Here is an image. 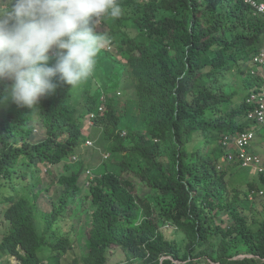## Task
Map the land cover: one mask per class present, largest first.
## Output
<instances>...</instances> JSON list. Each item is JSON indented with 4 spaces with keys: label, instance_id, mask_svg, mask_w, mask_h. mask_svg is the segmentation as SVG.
<instances>
[{
    "label": "trees",
    "instance_id": "trees-1",
    "mask_svg": "<svg viewBox=\"0 0 264 264\" xmlns=\"http://www.w3.org/2000/svg\"><path fill=\"white\" fill-rule=\"evenodd\" d=\"M118 2L123 18L108 20L104 29L123 60L112 53V66L99 63L88 85L80 88L79 109L65 97L71 96L69 86L58 80L55 94L42 98L38 109H0V189L6 191L0 205L10 223L0 255L18 264H42L46 234L64 215L74 214L73 200L83 190L90 201L82 208L90 214L86 248L82 261L73 264H108L114 247L132 254V264H264V212L257 219L250 201L264 187V165L260 162L261 171L255 173L262 187L254 183L256 176L243 178L244 188L228 179L231 170L241 169L248 177L252 170L242 167L245 159L228 138L254 127L247 122L251 106L246 99L263 84L251 70L254 55L264 48V14L244 0ZM243 70L244 87L231 84L228 75L240 76ZM126 78L135 93L121 102L118 93L128 88ZM9 93L10 81H0V99ZM237 96L242 105L230 107ZM91 114L114 142L110 156L88 188L80 180L90 167L85 158L79 168L69 166V175L60 179L61 201L43 215L45 234H39L35 202L41 190L31 197L27 187L19 186L31 183L43 167L78 154L87 140L82 127ZM124 118L129 129L123 137ZM36 129L42 130L36 134ZM254 130L264 136V126ZM252 142L248 158L258 157ZM234 159L238 162H230ZM224 212L242 227H215V218ZM245 212L259 227H248L241 218ZM172 227L186 236L183 254L167 237Z\"/></svg>",
    "mask_w": 264,
    "mask_h": 264
},
{
    "label": "clouds",
    "instance_id": "clouds-1",
    "mask_svg": "<svg viewBox=\"0 0 264 264\" xmlns=\"http://www.w3.org/2000/svg\"><path fill=\"white\" fill-rule=\"evenodd\" d=\"M244 1L257 13L264 14V2ZM123 16L124 8L118 0H0V81H10L11 100L18 107L34 111L42 98L55 94L57 80L73 89L91 79L100 50L105 46L110 51L117 50L104 29L105 22ZM252 65V75L263 81L259 88L249 91L246 99L251 106L247 122L254 127L228 138L238 147L235 150L245 159L242 164L245 167L260 164L256 156L250 155L252 160H248V145L240 147L237 139L247 134L251 141L256 135L254 128L264 126L259 121V113L264 112V48L254 55ZM130 89L132 96L133 84ZM104 108H99L101 116ZM89 116L97 118L95 114ZM126 133L123 131L122 136ZM86 142L92 145L88 139ZM75 156H71V162L77 159ZM52 167H44V171ZM90 175L88 170L87 179L83 180L87 188L97 176Z\"/></svg>",
    "mask_w": 264,
    "mask_h": 264
},
{
    "label": "rangeland",
    "instance_id": "rangeland-1",
    "mask_svg": "<svg viewBox=\"0 0 264 264\" xmlns=\"http://www.w3.org/2000/svg\"><path fill=\"white\" fill-rule=\"evenodd\" d=\"M106 35L105 33H102ZM117 50L110 51L106 46L102 48L97 56V65H100L99 63L103 62L107 66H112V53L116 55L120 59V52L117 45H115ZM104 50L110 51L111 53L108 55L107 52ZM104 51V52H103ZM119 52V53H118ZM123 60L122 58L120 59ZM247 71L243 70V73L239 75H235L233 73H230L228 75V80L231 82V84L244 87V77L246 76ZM95 73L90 77L91 79L94 77ZM125 86L128 87L126 91L121 93V102H124V100L127 97L131 96V89L129 87V81L126 78L124 80ZM81 85V86H80ZM77 87L71 89L69 86V92L71 96H65L66 98L70 97L69 104L76 108L75 110L80 108V101L82 98L80 88L88 85L85 82L81 83ZM245 94V93H244ZM235 99V100H234ZM232 100V106L230 107H238L242 105V100L240 96L235 97ZM1 100V99H0ZM16 106V104L11 100V95L7 96V98H4L0 101V109L7 113L12 107ZM21 108V107H19ZM77 112V111H76ZM4 116V115H3ZM5 117V116H4ZM123 130L129 129V123L127 119H123L122 125ZM42 130V129H41ZM40 129H36V134L41 131ZM82 133L85 135L92 143V145L87 144V142L84 145H81L79 147V152L76 154V160H72V162L69 160L67 162L62 161L59 164L53 166L51 169H48V172L44 171V167L41 171L36 172L35 178L32 179L31 183L26 184L24 186H19L21 190H24L26 187L27 189L25 192H27L31 197L34 196V193L37 192V190H41V194L39 197V200H36V207H35V223L38 229L39 234H45L44 233V221H43V215L45 213H50L53 209V204H58L61 201V196L63 195V189L61 184V178L68 176V171L70 170L69 166H72L74 168H79L81 165V158H85L86 163L90 164L89 169H86L82 175L81 183H83V180L85 176L87 175V171L89 170L91 172L90 177H94L96 175L100 176V171L102 170V163L110 156V149L114 142H111L107 139L103 132V126L96 124L95 120L91 119L90 116L86 118V121L83 124L82 127ZM240 133V132H237ZM41 137L44 136L41 132ZM262 133L256 132V135L253 139L256 152L258 153L259 161L264 165V136L261 135ZM233 139V138H232ZM254 151L252 148L250 152ZM223 161V158L221 159ZM220 161V162H221ZM232 163L238 162V159L230 160ZM230 166V164H227L226 167ZM233 166V165H231ZM225 165H223V168H226ZM246 168L244 165L242 166ZM248 167H251L252 170L247 173L249 174V177L246 175V173H243L241 169L238 170H231L234 175L232 177H228L229 182L231 185L236 186L238 188L242 187L244 188L246 184L243 182V178L249 179L251 181L255 180L254 183L257 184V186H261V183L257 182L258 177L260 175H256V171H261L260 165L253 166L248 165ZM243 168V169H244ZM72 170V169H71ZM256 173V174H255ZM134 176V175H132ZM252 176H256L255 179L250 178ZM261 177V176H260ZM87 178H85L86 180ZM134 181H136L134 179ZM242 183V184H239ZM38 184V185H35ZM260 187V188H261ZM229 189V188H228ZM262 190L254 191L256 195H252L251 200L255 204V209L253 210L252 214L257 218H259L258 212H264V187L261 188ZM20 190V191H21ZM141 190L143 192L147 191V188L145 185L141 186ZM253 191H251L252 193ZM6 194V191L1 188L0 189V199L3 198V196ZM233 194V190H232ZM87 193L82 190L81 194L76 198L74 202V214L71 216L64 215L61 219V221H58L55 223L54 227L52 228L51 232L46 234V238L48 241V246L42 249V253L40 255V258L42 260V264H73V260L77 259L80 262L82 261V255L85 252V246H86V227H85V221L90 218L89 212L85 213L82 211L84 203L90 204V201L87 199ZM260 199V202H258ZM249 200H242V203L244 206L247 204L251 205V202ZM5 205H0V243L2 242L4 236L9 233L10 231V223L4 219V212ZM73 206V205H72ZM2 211V212H1ZM89 214V215H88ZM251 213L245 212L241 214V218L246 219L247 225L249 228L251 227H259V223L255 225L253 223V220L251 219ZM219 217V218H218ZM217 218H215V227H223L228 228L230 225L233 226H239L242 227L239 223V221L236 224V221L234 218H229L227 213H221ZM261 220V219H260ZM259 220V221H260ZM167 237L170 241H175L177 246L180 247L181 253H184L183 248L187 245L188 241L186 239V236L179 232L176 229L168 228L167 230ZM242 237L238 238L242 239ZM220 241V239H219ZM212 242L218 243V240L216 238H213ZM55 245H65L62 249H58L56 251H53ZM248 255V254H247ZM245 254H242L240 258L245 257ZM250 257H253L252 255H248ZM132 254L118 248L114 247L109 249L108 253V264H132ZM18 264V260L14 257H11L10 255H0V264ZM136 264H140L137 262Z\"/></svg>",
    "mask_w": 264,
    "mask_h": 264
},
{
    "label": "built area",
    "instance_id": "built-area-1",
    "mask_svg": "<svg viewBox=\"0 0 264 264\" xmlns=\"http://www.w3.org/2000/svg\"><path fill=\"white\" fill-rule=\"evenodd\" d=\"M259 121L260 122H264V112H260L259 113ZM248 140H249L248 135L247 134H243L242 136H239V138L237 139V144L240 147H244L245 145L248 144ZM248 160H252V158L249 157Z\"/></svg>",
    "mask_w": 264,
    "mask_h": 264
}]
</instances>
